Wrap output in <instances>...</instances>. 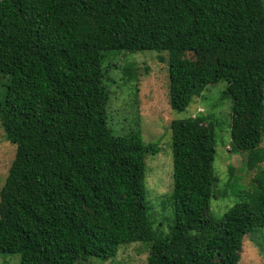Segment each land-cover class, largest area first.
Here are the masks:
<instances>
[{"label":"trees","instance_id":"16d2710c","mask_svg":"<svg viewBox=\"0 0 264 264\" xmlns=\"http://www.w3.org/2000/svg\"><path fill=\"white\" fill-rule=\"evenodd\" d=\"M145 51L161 63L163 52L175 56L176 112L196 88L227 82L231 152L259 167L255 191L211 219L220 182L213 117L173 121L175 224L165 237L145 199L146 158L159 147L140 130L115 136L108 126L107 72L120 68L129 82L135 71L104 63ZM0 83V124L16 147L0 192V255L85 264L151 243L148 264H239L245 237L264 228V0H0Z\"/></svg>","mask_w":264,"mask_h":264},{"label":"rangeland","instance_id":"374dc122","mask_svg":"<svg viewBox=\"0 0 264 264\" xmlns=\"http://www.w3.org/2000/svg\"><path fill=\"white\" fill-rule=\"evenodd\" d=\"M160 55L164 63L159 61V53L156 51L114 52L106 59L104 68L111 63L113 66H128L135 71V78L129 82L120 68L107 72L109 80L105 85L110 93L107 106L108 126L115 136L140 130L146 146L156 144L159 147L157 155L146 158L145 199L154 231L165 237L175 224V212L171 202L174 167L170 125L173 121L199 119L207 115L213 117L214 126L208 130L216 141L214 169L220 182L217 187L218 196L211 201V219L221 220L239 202L238 193L255 191L253 181L259 176V167L250 170L246 166L248 156L245 153L231 152L232 100L221 98L227 82L204 84L196 88L187 111L176 112L169 104V61L175 56L168 52ZM186 58L192 56H181V59ZM3 92L4 86L0 83V95ZM260 147L264 149V137ZM15 155L16 147L5 139L0 124V192ZM230 166L234 169L232 176L229 172ZM151 245H125L111 260L104 262L91 259L85 264H148ZM20 259L18 254H2L0 264H20ZM239 264H264V228L245 237Z\"/></svg>","mask_w":264,"mask_h":264}]
</instances>
